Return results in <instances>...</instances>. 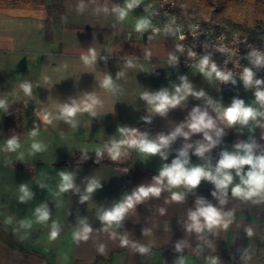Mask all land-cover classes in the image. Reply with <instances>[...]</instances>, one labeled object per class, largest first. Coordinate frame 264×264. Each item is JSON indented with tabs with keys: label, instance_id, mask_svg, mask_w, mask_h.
I'll list each match as a JSON object with an SVG mask.
<instances>
[{
	"label": "crops",
	"instance_id": "crops-1",
	"mask_svg": "<svg viewBox=\"0 0 264 264\" xmlns=\"http://www.w3.org/2000/svg\"><path fill=\"white\" fill-rule=\"evenodd\" d=\"M90 50L95 51L94 61ZM176 50L174 39H117L101 24L65 27L55 36L47 33L43 4L0 1V100L5 102L0 108V264H239L252 257L264 263V193L233 196L232 188L241 183L236 169L228 170L233 181L226 193L205 179L194 188L171 186L166 178L157 184L160 170L185 148L186 167L212 171L222 152L243 154L237 144L254 143V155L264 154V116L232 125L222 117V110L236 99L260 111L253 89L241 82L222 84L199 66L173 62ZM106 78L112 87L104 86ZM182 78L192 92L203 95L177 93ZM26 84L31 95L24 92ZM163 90L184 99L160 114L142 95ZM84 103L92 108L83 110ZM74 104L81 110L64 118V106ZM197 107L213 119L215 129L191 132L187 122ZM182 125L189 135H177L161 150L163 156L122 145L113 160L108 151L114 141L129 138L122 128L158 141ZM205 132L216 143L201 157L196 148L210 143ZM13 137L19 147L9 151L7 142ZM34 143L41 146L39 151ZM78 151L94 152L93 160L59 164ZM250 167L244 165L241 174ZM61 172L72 176L73 187L65 192L59 189ZM93 181L97 187L88 193ZM22 185L31 193L23 201ZM141 186L161 191L134 202L119 224L101 221L105 211ZM174 193L182 199L174 200ZM207 204L217 208L220 222L208 228L200 217L197 231L190 213ZM42 206L49 212L46 221L38 220L36 210ZM81 222L91 232L87 240L76 241L73 233L82 231ZM53 230L58 236L50 240Z\"/></svg>",
	"mask_w": 264,
	"mask_h": 264
},
{
	"label": "clouds",
	"instance_id": "clouds-1",
	"mask_svg": "<svg viewBox=\"0 0 264 264\" xmlns=\"http://www.w3.org/2000/svg\"><path fill=\"white\" fill-rule=\"evenodd\" d=\"M140 3V0H126V5L124 8L118 9L120 19H123L128 15V11L134 8L136 5ZM151 26L150 21L146 18H141L136 23V30L143 31L147 27ZM180 39L183 40L184 36L181 35ZM180 46L178 45V48ZM223 51V49H221ZM91 59L94 61L96 58V54L94 50H90ZM85 61H88V57H84ZM173 61L175 57L172 58ZM256 65H264V56L256 55V59L254 61ZM200 72L204 73L206 76L211 77L215 74L217 79L222 81H228L231 79V73H224L217 69L215 63H210L209 56H204L199 63ZM254 73L251 69L245 68L242 79L246 87H251L253 85H260L264 83L261 80H253ZM182 84L177 87V93L183 90L184 94L192 93L196 96L203 95V92L195 93L192 92L191 85L186 81V79L182 78ZM105 87H112V81L110 78H106L104 80ZM25 94L31 95V86L23 85ZM255 97L257 102L260 104L262 108H264V90H260L259 88L255 92ZM142 98L147 100V102L152 105L153 110L157 113L164 114L170 107H176L180 104L181 100L184 99V96L172 94L170 95L167 90L160 91L154 95H150L148 93H144ZM92 103H95L93 100ZM5 107V102L0 100V108ZM92 108V104L84 103L83 110H90ZM81 110L79 106H64L62 109V115L64 118L73 117L77 111ZM257 116H264V112H260L257 109H254L251 105H245L242 99L233 100L230 106L224 108L222 110V117L226 119L229 125L235 124L237 122L241 124H247L248 121L255 120ZM42 119L46 123H51L50 117L48 114H43ZM187 127L193 133L202 132L206 129L212 130L215 129V122L211 117L208 116L206 111H201L198 107L194 108L191 114L190 121L187 122ZM120 132L123 135H127L129 138L126 140L114 141L108 151L113 160L117 159L120 155V150L122 145H127L128 147H134L138 149L140 152L145 154H157L160 153L162 156L164 153L161 151L164 147H166L171 140H174L177 135H183L187 137L189 133L183 131V125L178 126L170 135L163 136L161 135L158 141L149 140L146 134H138L136 129H120ZM205 138L210 141L209 144H200L199 147L196 148V155L203 156L205 151L208 150L211 146H213L216 142L212 140V137L208 135L207 132L204 133ZM217 136L221 134L220 130L216 131ZM32 135H36L35 131ZM19 147V144L15 137L8 140L7 149L9 151H15ZM34 150L39 151L41 146L39 144L32 145ZM255 145L254 143H241L237 144L236 148L238 150H242L243 154L240 151L237 152H228L224 151L221 153V157L218 160L214 171L210 169V167L205 166H192L186 167L188 164V154L187 150L182 149L179 153V157L174 159L170 165L164 166L160 170V175L156 177L157 184L162 183V181L166 178L167 183L171 186H179L184 184L191 188L196 187L202 179L209 180L215 184V187L218 190L223 192H227L228 186L232 184L233 175L230 169H236V174L240 176V184L235 185L232 188L233 196L243 197V198H252L254 196H259L261 193H264V154L254 155L253 149ZM99 153V149H97ZM244 165L251 166L245 175H242V168ZM61 184L59 185L60 192H65L68 189L73 187L72 176L69 173L61 172ZM97 187V183L95 181L88 184L86 191L88 193H92L94 189ZM21 191L24 193L20 199L23 201L26 197H29L31 193L28 191L27 186L22 185ZM161 191V188L158 186H149L144 187L141 186L139 189L133 193L132 196L127 197V199L116 205L110 210L105 211L100 219L102 222L111 225L112 223H117L123 219L125 212L127 209L133 207L134 202H139L143 198L148 197L150 194L153 196H158ZM215 195V193H213ZM88 197H82L83 200H86ZM174 200H180L182 197L179 194H173ZM199 204H203V201H199ZM223 203V201H221ZM38 220L46 221L49 216V212L46 207L38 208ZM200 217L204 218L205 224L208 228H211L214 225H217L220 222V213L216 207L211 204H207L206 206L198 207L196 211L190 213V219L193 221L191 227H194L197 231L201 230ZM83 224V222H81ZM91 232L90 226L87 224H83L82 231H77L73 233V239L79 241L80 239L87 240L88 233ZM58 236V231L53 230L49 239L53 240ZM122 244L126 245L127 240H122ZM179 248V246H177ZM141 252L147 251L145 248L139 249ZM183 264V262H182Z\"/></svg>",
	"mask_w": 264,
	"mask_h": 264
},
{
	"label": "built area",
	"instance_id": "built-area-1",
	"mask_svg": "<svg viewBox=\"0 0 264 264\" xmlns=\"http://www.w3.org/2000/svg\"><path fill=\"white\" fill-rule=\"evenodd\" d=\"M174 7V0H157L153 6L156 19L159 22L164 20L162 28L175 33L177 50L172 56L175 57L173 62L183 66H199L200 60L209 56L210 63H215L219 71L231 73L228 81L219 79L222 84L244 83L242 76L245 68L252 70L254 81H264V65L254 63L256 55L264 56L263 32L230 29L213 19L189 20L177 16ZM151 30L155 32L157 26ZM181 35L184 36L183 40L180 39ZM251 88L254 93L258 88L264 90V83ZM260 111L264 112L261 106Z\"/></svg>",
	"mask_w": 264,
	"mask_h": 264
},
{
	"label": "rangeland",
	"instance_id": "rangeland-1",
	"mask_svg": "<svg viewBox=\"0 0 264 264\" xmlns=\"http://www.w3.org/2000/svg\"><path fill=\"white\" fill-rule=\"evenodd\" d=\"M22 2H37L45 6L47 14V33L58 35L65 27H94L101 24L102 30L107 31L111 36L117 39H144L149 40L155 36L165 37L167 39L175 38L174 31L163 29L164 20L159 22L154 13V3L157 0H140V3L128 11V15L120 19L118 9L124 8L126 0H19ZM229 2V1H228ZM174 13L177 16L196 19L217 20L214 9L210 11L203 9L202 3L195 0H174ZM219 7L214 5L213 7ZM239 10L240 0L235 5ZM228 9L232 6L227 3ZM250 13L249 7H246ZM229 14L234 20L236 16L234 11ZM141 18L150 21L149 27L143 31L136 30V23ZM219 22V21H218ZM157 26L154 32L152 27ZM177 48V46H176ZM102 157H109L102 155ZM109 159V158H107Z\"/></svg>",
	"mask_w": 264,
	"mask_h": 264
},
{
	"label": "trees",
	"instance_id": "trees-1",
	"mask_svg": "<svg viewBox=\"0 0 264 264\" xmlns=\"http://www.w3.org/2000/svg\"><path fill=\"white\" fill-rule=\"evenodd\" d=\"M5 1V0H0ZM19 1V0H12ZM30 1V0H28ZM202 3L203 9L210 11V8L214 9L217 15V20L225 24L230 29L260 31L264 33V0H240L239 10L236 8L237 0H195ZM229 1V2H228ZM229 3L232 8L228 9L225 5ZM219 5V7L214 5ZM249 7L250 13L247 8ZM232 10L235 13L236 20L232 18L229 11ZM94 152L78 151L72 155L67 156L65 159L59 162V164H66L75 162L79 159L86 161H92ZM261 257H252L249 261L239 264H254L262 262ZM261 264V263H260Z\"/></svg>",
	"mask_w": 264,
	"mask_h": 264
}]
</instances>
